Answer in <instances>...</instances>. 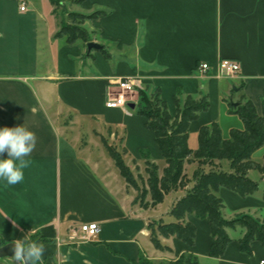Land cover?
<instances>
[{
  "label": "crops",
  "instance_id": "1",
  "mask_svg": "<svg viewBox=\"0 0 264 264\" xmlns=\"http://www.w3.org/2000/svg\"><path fill=\"white\" fill-rule=\"evenodd\" d=\"M55 3L0 0V128L24 126L37 138L24 180H0V241L28 234L45 244L44 264H137L142 254L160 262L184 252L197 255L199 264H260L264 244L254 239L243 250L241 226L228 228L225 253L211 256L209 220L191 212L185 221L196 226L193 245L161 234L167 248L154 245L149 224L176 221L172 209L193 186L198 162H185L187 184L162 201L135 202L137 190L108 147L130 168L144 171L155 163L160 176L166 161L146 117L136 113L137 91L128 94L124 107L109 108L106 100L111 83L126 76L141 88L159 89L172 115L176 97L207 94L209 108L189 125V146L196 149L200 127L215 122L229 137L233 128H243L230 105L244 96L263 111L264 0H73L72 12L101 11L80 24L87 41L59 34ZM89 41L100 47L88 50ZM221 58L238 60L239 73L219 74ZM202 62L210 65L206 72ZM253 160L263 164L264 145ZM216 162L232 170L228 160ZM247 176L257 183L254 192L222 186L218 195L227 217L248 214L264 223V172L251 168ZM144 201H152L150 193ZM92 221L100 226L93 240L73 238L79 225ZM0 264H12L11 256L1 257Z\"/></svg>",
  "mask_w": 264,
  "mask_h": 264
},
{
  "label": "trees",
  "instance_id": "2",
  "mask_svg": "<svg viewBox=\"0 0 264 264\" xmlns=\"http://www.w3.org/2000/svg\"><path fill=\"white\" fill-rule=\"evenodd\" d=\"M59 3V0H54ZM101 11L90 15L71 12L73 17L71 25L64 26L62 23L59 34H65L67 40L73 41L77 38L88 40V33L74 19L79 18L81 22L87 18L97 16ZM140 101L137 104L136 113L146 117V125L155 135V140L166 161L162 176L158 174V166L148 163V187L142 200L148 191L151 193L152 201L148 205H154L163 200L165 193L177 187L187 184L184 173L185 162L190 156L200 157L202 160L214 161L215 159H226L229 161L231 171L222 169H210L205 171L197 167L193 173L194 185L179 199L172 209V215L176 221L159 223L155 228L150 223L151 237L157 248L165 249L159 239V234L169 237L175 235L178 239L188 245H193L196 238V226L192 222L185 221L186 215L191 212L197 218H208L210 232L213 237L209 254L221 256L231 237L228 228L241 226L245 228V234L240 243L243 250H250V242L258 239L264 244V223L257 218L245 214L227 217L225 205L218 195L220 187L231 188L241 194L252 193L257 188V183L247 176L251 168H257L264 172V162L259 164L253 160L255 151L264 145V106L261 114L257 112L256 106L251 100L242 96L237 105H230V110L239 115L243 122V128H233L230 136L224 138L218 123L203 125L198 132V147L192 149L189 146V125L199 114L209 108L207 94L200 97L188 95L184 100L176 97V113L169 112L166 101L161 97L159 89L150 90L147 87L136 89ZM245 100V101H244ZM244 101V102H243ZM122 175L136 190L138 183L123 160L122 154L112 146L108 147ZM206 164V162L204 163ZM208 164V163H207ZM186 181V184H183ZM136 198L134 201L136 202ZM142 202V201H141ZM7 242L0 241V246ZM137 264H199L197 255L184 252L174 261L153 262L145 255H141Z\"/></svg>",
  "mask_w": 264,
  "mask_h": 264
},
{
  "label": "clouds",
  "instance_id": "3",
  "mask_svg": "<svg viewBox=\"0 0 264 264\" xmlns=\"http://www.w3.org/2000/svg\"><path fill=\"white\" fill-rule=\"evenodd\" d=\"M36 134L24 126L0 128V155L7 153L6 159H0V180L8 185H16L24 180V169L31 161L26 159L36 147ZM12 264H44L46 251L43 242L29 238L15 239L11 244Z\"/></svg>",
  "mask_w": 264,
  "mask_h": 264
},
{
  "label": "built area",
  "instance_id": "4",
  "mask_svg": "<svg viewBox=\"0 0 264 264\" xmlns=\"http://www.w3.org/2000/svg\"><path fill=\"white\" fill-rule=\"evenodd\" d=\"M21 9H25L21 5ZM210 65L207 62H202L199 68L202 72H206ZM241 69L240 62L232 58H221L217 62V71L221 75L234 76ZM114 85L108 91L106 106L109 108L124 107L128 103L127 92L133 91L139 87L138 81L133 76L118 77L111 83ZM78 231L74 232L73 238L77 236L79 240H93L99 233L100 226L96 221L82 223L79 225ZM260 264H264V260Z\"/></svg>",
  "mask_w": 264,
  "mask_h": 264
},
{
  "label": "rangeland",
  "instance_id": "5",
  "mask_svg": "<svg viewBox=\"0 0 264 264\" xmlns=\"http://www.w3.org/2000/svg\"><path fill=\"white\" fill-rule=\"evenodd\" d=\"M72 3H73V0H59V3H55L56 9L58 10L57 13L59 14V16L62 19L61 26H62V23H64V26L71 25V22L73 20L72 19L73 17L70 15L71 12H72L71 11V8L73 6ZM74 20H75L76 23H78V25L81 24V21H79L80 20L79 18H76ZM134 91L135 90L130 91V92H127V96H128V94H131V92H134ZM137 104H139L140 106H143L144 105L142 103V101H140V98L138 96V93H137ZM191 157L198 162V167H200L201 169H204L205 171H209L210 169H221V168H219V164H217V162H216V161H218L220 159H215L214 161H207V160H204V159L202 160V158H200V157H195L194 155H191L190 158ZM205 162H206V164H204ZM132 167H133V165H132ZM130 170L133 172V175H134V177H135V179H136V181L138 183V186H139V189L136 191V196H137L136 199L137 200L139 199L140 201H142V204L143 205H147V203L149 204V202H146V201L142 200L143 195L145 194V191L149 190L148 180H147L148 179L147 170H144L143 171V169L137 168L136 165H134L133 168H130ZM183 184H186V181H183ZM193 185H194V183H193ZM149 193L150 192L148 191V193H146L145 197H147V194H149ZM161 222L164 223L165 220H163L162 218L155 219L151 223H153L154 226H155V228H156L158 226V224L161 223ZM174 260H175V258H172V259L163 260V261H160V262L166 261L165 263H167L169 261H174ZM160 262H157V263H160Z\"/></svg>",
  "mask_w": 264,
  "mask_h": 264
},
{
  "label": "water",
  "instance_id": "6",
  "mask_svg": "<svg viewBox=\"0 0 264 264\" xmlns=\"http://www.w3.org/2000/svg\"><path fill=\"white\" fill-rule=\"evenodd\" d=\"M88 50H91L92 48L100 47V45L94 41H89L87 44ZM234 105H237V103H233ZM133 106V105H132ZM11 242H7L3 245L0 246V258L1 257H6V256H11L12 251H11Z\"/></svg>",
  "mask_w": 264,
  "mask_h": 264
}]
</instances>
